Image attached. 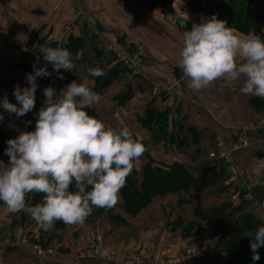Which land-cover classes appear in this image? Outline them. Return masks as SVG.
Listing matches in <instances>:
<instances>
[{"label": "crops", "instance_id": "0c3cea01", "mask_svg": "<svg viewBox=\"0 0 264 264\" xmlns=\"http://www.w3.org/2000/svg\"><path fill=\"white\" fill-rule=\"evenodd\" d=\"M189 1L173 0L171 9L177 7L176 13L181 11L179 6H185L186 13L198 15L189 7ZM169 16L173 13L163 14L159 0H0V101L5 95L9 98L16 85L29 86L26 75L32 72L20 62L22 58L35 60L52 73L37 78L35 100L40 107L44 105L46 87H54L59 95L73 81L84 83L102 97L99 104L86 109L89 115L114 129L127 128L145 146L135 167L139 180L148 163L157 167L178 163L192 178L187 189L158 195L136 214L124 208L119 193L114 207L95 208L83 224L56 221L47 232L24 211L5 215L0 202V264H126L80 257L79 251L96 238L112 254L143 248L147 256L155 257L183 254L191 242L200 256L187 264H214L219 250V262L223 263L227 253L217 245L221 233L215 232L217 221L209 209L240 205L242 211L251 212L264 223L262 206L242 200L240 193L236 196L241 186L226 185L223 164L208 157L216 135L231 144L242 124L264 116V98L243 95V77H224L200 91L190 89L186 77L172 86L173 78L184 76L179 54L186 27L174 25ZM37 30L38 40L55 41L58 47L65 48L69 36L83 40L73 58L76 67L60 70L63 79L43 57L33 54L32 38ZM132 37L143 42L144 77H130L107 48L109 42L123 43ZM14 65L22 67L16 69ZM89 68L102 70L105 75L101 78L106 81L99 82L89 75ZM159 83L172 86L171 94L155 93L154 85ZM9 102L16 104L13 98ZM149 106L170 110L163 138L156 139L154 132L139 121ZM0 110L8 131L0 130V142L3 136L15 139L22 133V121L28 124L25 131L35 130L37 112L31 111L16 121L15 113L2 107ZM13 133L15 138L11 137ZM250 141L249 147L235 156L245 182L257 190L264 185V130L251 133ZM0 162L2 170L7 166L5 157L0 156ZM27 204L30 206L31 200ZM34 243L54 247L55 251L38 259Z\"/></svg>", "mask_w": 264, "mask_h": 264}, {"label": "clouds", "instance_id": "9594fccd", "mask_svg": "<svg viewBox=\"0 0 264 264\" xmlns=\"http://www.w3.org/2000/svg\"><path fill=\"white\" fill-rule=\"evenodd\" d=\"M178 18L180 27H187L188 14L177 11L175 17L169 16L174 25ZM227 25L213 15L182 33L179 67L190 81L188 87L200 91L224 77H243L241 93L264 98V39L255 31L243 34ZM38 48L44 61L59 73L58 78H64L61 69L76 67L66 48ZM33 69L34 73L26 75L28 87L15 86L19 107L6 95L0 101L5 111L24 116L35 108L37 78L52 73L46 67L33 65ZM88 72L93 77L105 75L99 68H89ZM43 95L35 130L7 141L5 155L10 159L0 170V202L5 215L24 211L47 232L56 221L83 224L95 208L114 207L146 148L127 128L114 129L89 115L86 109L99 104L102 97L86 84L73 81L59 95L49 86ZM3 119L0 114V121ZM31 193L42 194V202L29 206L26 196ZM245 235L251 238L252 260L258 261L264 226Z\"/></svg>", "mask_w": 264, "mask_h": 264}, {"label": "trees", "instance_id": "16d2710c", "mask_svg": "<svg viewBox=\"0 0 264 264\" xmlns=\"http://www.w3.org/2000/svg\"><path fill=\"white\" fill-rule=\"evenodd\" d=\"M172 2L173 0H159L163 14H167L171 10ZM188 5L195 13H199L206 18H211L214 15L219 20L227 21L228 27L235 28L246 34L250 31H255L257 35L264 39V0H190ZM39 31L33 32V47L31 50L37 57H42L40 56L38 45L56 48L58 44L55 41L46 43L44 38L38 40ZM82 44L83 40L80 37L69 36L68 44L65 48L75 58L79 49L82 48ZM20 64L27 66L32 73H34L33 65L41 68L37 61H30L26 58H22ZM120 65L122 66V64ZM97 78L99 82L102 80L106 81L105 77ZM11 98L17 104L14 91L8 100ZM17 106L19 107L20 105L17 104ZM40 108V104L36 102L35 108L32 111L39 113ZM169 113V109L161 110L155 106H149L139 116V121L144 127L154 132L156 139L163 138L166 135V123ZM30 116L28 114L27 119H30ZM21 117L23 116L16 115L14 119L18 121ZM9 139V137L3 136L0 142V156L5 157L7 165L10 158L5 155V150L8 147L7 141ZM191 179V175L187 170L178 163L168 166L160 165L158 167L148 163L145 166L141 180L138 179L137 171L134 168L132 173L127 177L125 186L120 191L124 208L132 214H136L158 195L187 189ZM70 190L75 191V188L70 187ZM30 200V206L40 203L42 202V194H28L26 196V203ZM208 211L217 221L215 232L221 233L217 245H222L227 253V259L223 263H220L219 259L222 250H219L215 256L214 264H264V246L258 250L260 259L253 261L250 249L251 238L245 235V232L254 233L258 227L264 226L261 219L255 217L251 212L242 211L240 205L236 208L224 206L209 209ZM237 212L238 215L234 218V214ZM188 262L189 260L184 264Z\"/></svg>", "mask_w": 264, "mask_h": 264}, {"label": "built area", "instance_id": "2783aa9c", "mask_svg": "<svg viewBox=\"0 0 264 264\" xmlns=\"http://www.w3.org/2000/svg\"><path fill=\"white\" fill-rule=\"evenodd\" d=\"M107 48L113 53L115 61L122 64L126 73L130 77L136 78L145 76L143 42L139 37H132L128 39L126 43L109 42ZM183 78L184 76L173 78L172 86L180 83ZM172 86H164L160 83L155 84L153 91L155 93L164 92L166 94H171ZM0 114H2L1 110ZM0 130L8 133L3 120L0 121ZM262 130H264V116L254 121L242 124L237 129L235 138L231 144H228L222 135H216L215 146L208 153V157L210 159L219 161L223 164L225 169L224 181L226 185H240L242 189L238 192V194H236V196L241 194L242 200L248 203L255 202L254 192L256 190V186L249 182H245L243 172L238 165L235 155L239 150L249 147L251 143V133L260 132ZM11 137L15 138L16 134H11ZM25 238L27 237L25 236ZM32 248L34 255H36L39 259L43 258L47 254L54 253L53 247H45L39 243L33 244ZM79 256L101 260H112L113 262H124L126 264H184L193 258V256L189 254L186 257L172 258L167 262L159 259L152 262L147 257L144 249L130 253L112 254L103 246L101 240L98 238L94 239L85 249H81L79 251Z\"/></svg>", "mask_w": 264, "mask_h": 264}, {"label": "rangeland", "instance_id": "374dc122", "mask_svg": "<svg viewBox=\"0 0 264 264\" xmlns=\"http://www.w3.org/2000/svg\"><path fill=\"white\" fill-rule=\"evenodd\" d=\"M180 8H181V12H186V11H184L186 8H185V6H179ZM173 8V7H172ZM175 8H177V7H175ZM171 9L170 10V12H172L173 13V17L175 16V14L177 13H175V11H176V9ZM188 14V16L189 17H192V16H195V17H200V18H206L205 16H203V15H201V14H198V15H196V14H192V13H190V11L187 13ZM73 24V23H72ZM72 24H68L69 26H71ZM72 27V26H71ZM239 33H243V34H246V33H244V32H240L239 30H237ZM127 42V40L126 41H123V43H126ZM14 67L17 69V68H20V67H22V66H20V65H14ZM28 127V124H27V122H24V121H22V125L19 127V131L20 130H22V132H25V129ZM35 244V243H34ZM143 250V248H139V249H134V250H132L131 252H134V251H137V250ZM146 253V252H145ZM199 251L192 245V243L191 242H189V244L187 245V247L185 248V251H184V253L183 254H180V255H177V256H175V255H162V256H159V257H155V256H147L152 262L153 261H156V260H161V261H165V262H167L168 260H171L172 258H177V257H186L187 255H191V256H193V257H197V256H200L199 255ZM79 254V253H78ZM35 257H36V255H35ZM45 257V256H44ZM43 257V258H44ZM38 258V257H37ZM39 259V258H38ZM42 259V258H41Z\"/></svg>", "mask_w": 264, "mask_h": 264}, {"label": "water", "instance_id": "95a60500", "mask_svg": "<svg viewBox=\"0 0 264 264\" xmlns=\"http://www.w3.org/2000/svg\"><path fill=\"white\" fill-rule=\"evenodd\" d=\"M176 16V14H175ZM174 16V17H175ZM177 24H179V18L177 19ZM190 24V20L187 22V25ZM254 200L255 202H258L262 208L264 209V185L260 186L255 192H254Z\"/></svg>", "mask_w": 264, "mask_h": 264}, {"label": "bare ground", "instance_id": "6f19581e", "mask_svg": "<svg viewBox=\"0 0 264 264\" xmlns=\"http://www.w3.org/2000/svg\"><path fill=\"white\" fill-rule=\"evenodd\" d=\"M189 20H190V24L187 25V27L185 28L186 29L185 31H190L191 28H192L193 23L199 24V23L202 22V18L195 17V16L190 17Z\"/></svg>", "mask_w": 264, "mask_h": 264}]
</instances>
